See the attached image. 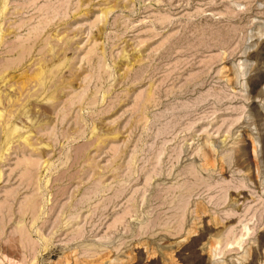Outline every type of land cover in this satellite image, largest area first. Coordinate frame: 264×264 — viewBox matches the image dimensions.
<instances>
[{
  "label": "rangeland",
  "instance_id": "1",
  "mask_svg": "<svg viewBox=\"0 0 264 264\" xmlns=\"http://www.w3.org/2000/svg\"><path fill=\"white\" fill-rule=\"evenodd\" d=\"M0 264H264V0H0Z\"/></svg>",
  "mask_w": 264,
  "mask_h": 264
},
{
  "label": "bare ground",
  "instance_id": "2",
  "mask_svg": "<svg viewBox=\"0 0 264 264\" xmlns=\"http://www.w3.org/2000/svg\"><path fill=\"white\" fill-rule=\"evenodd\" d=\"M45 71H46V70H45ZM40 73H41V72H40ZM44 73H46V72H44ZM46 74H47V73H46ZM39 76H42V75H39ZM46 77H47V76H46ZM37 79H38V78H37ZM44 79H45V78H44ZM46 79H47V78H46ZM46 79H45V80H46ZM37 81H38V80H37ZM39 81H40V80H39ZM39 81H38V82H39ZM45 82H46V81H45ZM37 84H38V83H37ZM42 85H43V84H42Z\"/></svg>",
  "mask_w": 264,
  "mask_h": 264
}]
</instances>
